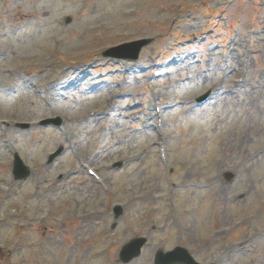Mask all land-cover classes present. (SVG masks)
Wrapping results in <instances>:
<instances>
[{"label": "rangeland", "instance_id": "obj_1", "mask_svg": "<svg viewBox=\"0 0 264 264\" xmlns=\"http://www.w3.org/2000/svg\"><path fill=\"white\" fill-rule=\"evenodd\" d=\"M141 237L126 264H264V0H0V264H124Z\"/></svg>", "mask_w": 264, "mask_h": 264}, {"label": "water", "instance_id": "obj_2", "mask_svg": "<svg viewBox=\"0 0 264 264\" xmlns=\"http://www.w3.org/2000/svg\"><path fill=\"white\" fill-rule=\"evenodd\" d=\"M151 41L149 40H144L141 42L133 43L130 45L118 47L116 49L110 50L108 53H106V56H112V57H121L123 56V52H126L125 50L127 49H134V57H138L141 49L148 45ZM15 176L17 179H26L29 175L30 172L28 169L23 165L22 161L20 158L16 155V161H15ZM145 241L142 242V244ZM157 261L156 264H177L179 262V259L171 257V256H166L162 253H159L157 256ZM184 264H193L191 259H188Z\"/></svg>", "mask_w": 264, "mask_h": 264}, {"label": "bare ground", "instance_id": "obj_3", "mask_svg": "<svg viewBox=\"0 0 264 264\" xmlns=\"http://www.w3.org/2000/svg\"><path fill=\"white\" fill-rule=\"evenodd\" d=\"M249 137H250V135H249ZM253 157V156H252Z\"/></svg>", "mask_w": 264, "mask_h": 264}]
</instances>
